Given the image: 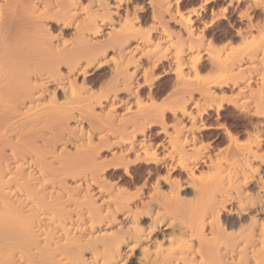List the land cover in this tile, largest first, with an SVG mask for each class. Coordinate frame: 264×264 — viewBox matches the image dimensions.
Segmentation results:
<instances>
[{
	"label": "bare ground",
	"instance_id": "6f19581e",
	"mask_svg": "<svg viewBox=\"0 0 264 264\" xmlns=\"http://www.w3.org/2000/svg\"><path fill=\"white\" fill-rule=\"evenodd\" d=\"M0 264H264V0H0Z\"/></svg>",
	"mask_w": 264,
	"mask_h": 264
},
{
	"label": "rangeland",
	"instance_id": "374dc122",
	"mask_svg": "<svg viewBox=\"0 0 264 264\" xmlns=\"http://www.w3.org/2000/svg\"><path fill=\"white\" fill-rule=\"evenodd\" d=\"M180 190H182V191H183V190H186V189H180Z\"/></svg>",
	"mask_w": 264,
	"mask_h": 264
}]
</instances>
